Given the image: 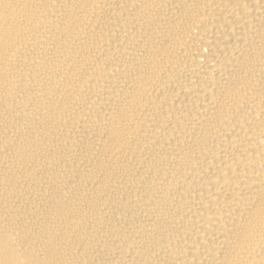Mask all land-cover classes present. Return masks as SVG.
Listing matches in <instances>:
<instances>
[{"label":"bare ground","instance_id":"6f19581e","mask_svg":"<svg viewBox=\"0 0 264 264\" xmlns=\"http://www.w3.org/2000/svg\"><path fill=\"white\" fill-rule=\"evenodd\" d=\"M0 264H264V0H0Z\"/></svg>","mask_w":264,"mask_h":264}]
</instances>
